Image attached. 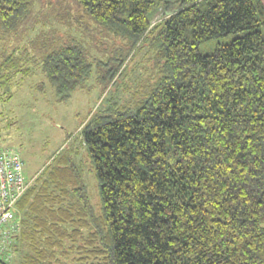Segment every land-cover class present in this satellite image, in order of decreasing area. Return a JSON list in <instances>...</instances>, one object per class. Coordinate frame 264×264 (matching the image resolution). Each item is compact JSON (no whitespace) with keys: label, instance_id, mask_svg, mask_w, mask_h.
<instances>
[{"label":"trees","instance_id":"trees-1","mask_svg":"<svg viewBox=\"0 0 264 264\" xmlns=\"http://www.w3.org/2000/svg\"><path fill=\"white\" fill-rule=\"evenodd\" d=\"M37 1L54 7L52 0H0V37L21 32L24 43L19 49L9 39L2 49L0 87L39 68L66 100L90 64L67 32L40 28L48 16L33 9ZM60 1L54 13L71 7ZM73 5L131 49L148 39L153 84L96 109L81 128L103 219L64 197L66 169L72 176L74 168L58 153L18 200L17 264L57 260L44 258L49 246L68 257L83 252L73 257L86 264H264V0ZM54 235H68L67 243L45 239Z\"/></svg>","mask_w":264,"mask_h":264},{"label":"rangeland","instance_id":"rangeland-1","mask_svg":"<svg viewBox=\"0 0 264 264\" xmlns=\"http://www.w3.org/2000/svg\"><path fill=\"white\" fill-rule=\"evenodd\" d=\"M57 1L59 0H52L54 7L50 9L36 7V5H41L38 4V1L32 4L35 5L33 9L39 8V11L48 16V22L39 26L44 31L52 28L61 33L67 32L66 34L73 38L74 42L80 44L86 61L90 64L89 76L78 86L79 88L70 93L66 100L58 98L56 90L50 86L39 68L35 69L34 75L27 77L17 75L12 81L10 80V83L7 82L1 86L0 148H11L18 153L23 162L24 177L31 183L39 176L46 175V166L58 153L61 157L68 155L69 164L74 169L73 177L66 169L68 180L62 182L66 186L61 188L64 197L72 202L75 210L83 209L84 205L86 207L89 204L93 219H97L99 222L100 219H103L99 182L83 143L81 128L96 109H100L110 102L123 100L129 93L140 91L139 96L151 88L153 84L152 67L148 57L150 44L146 39L139 46L131 49V41L111 39L112 37L106 33L107 31L96 24L81 8L73 5V0H63L64 6L71 5V7L63 8L60 13H54L58 5ZM64 12L67 14L64 15ZM79 17L82 18V25L75 24V18ZM159 17V13H157L154 20ZM19 34H16L17 37L16 35L2 34L0 57L2 49L11 42L9 39H14L16 42V45L11 46L22 49L21 46L24 43L23 38H19ZM34 35L35 31L29 32L31 42L35 39ZM21 43L23 44L20 45ZM202 51L209 52L204 49ZM34 63H37L35 58L29 64ZM117 63H120L121 67L118 74L111 78L108 74ZM80 196L85 201H79ZM18 207L17 202V210ZM57 228L61 229L63 225L60 223ZM67 238L68 235L62 237L54 235L45 239L47 241L62 240L63 243H67ZM83 238L76 239V242ZM60 250L63 248L45 247L43 256L45 258L46 254H49L56 257L55 261L58 262L51 260L49 264H66L68 261L69 263L73 261V264L87 263H84L85 260L79 263V260L75 259L78 256H84L83 252L72 253L71 257L69 253L68 257L66 252L68 250H64V252ZM19 252H28L26 245L23 247L20 245ZM12 259L13 261L11 260L7 264L14 262L17 264L22 258L20 255L13 254Z\"/></svg>","mask_w":264,"mask_h":264},{"label":"built area","instance_id":"built-area-1","mask_svg":"<svg viewBox=\"0 0 264 264\" xmlns=\"http://www.w3.org/2000/svg\"><path fill=\"white\" fill-rule=\"evenodd\" d=\"M23 162L11 148H0V264L9 263L12 248L20 229V215L16 203L28 189Z\"/></svg>","mask_w":264,"mask_h":264},{"label":"crops","instance_id":"crops-1","mask_svg":"<svg viewBox=\"0 0 264 264\" xmlns=\"http://www.w3.org/2000/svg\"><path fill=\"white\" fill-rule=\"evenodd\" d=\"M27 191V190H26ZM65 245H67V244H65ZM67 264H73V262H71V263H69V261H68V263Z\"/></svg>","mask_w":264,"mask_h":264}]
</instances>
